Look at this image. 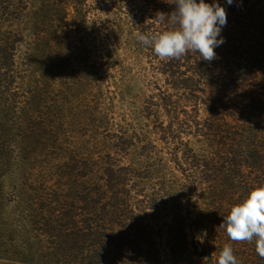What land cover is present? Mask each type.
Listing matches in <instances>:
<instances>
[{
	"label": "trees",
	"instance_id": "16d2710c",
	"mask_svg": "<svg viewBox=\"0 0 264 264\" xmlns=\"http://www.w3.org/2000/svg\"><path fill=\"white\" fill-rule=\"evenodd\" d=\"M173 4L166 13L167 1L118 0L135 25L132 36L175 91L149 106L158 121L161 107L170 116L154 124L166 145L121 137L117 154L135 146L142 166L108 153L75 170L70 215L48 221L60 246L29 257L43 256L44 264H264V0ZM10 54L0 62L14 83Z\"/></svg>",
	"mask_w": 264,
	"mask_h": 264
},
{
	"label": "rangeland",
	"instance_id": "374dc122",
	"mask_svg": "<svg viewBox=\"0 0 264 264\" xmlns=\"http://www.w3.org/2000/svg\"><path fill=\"white\" fill-rule=\"evenodd\" d=\"M131 23L118 0H0V54L13 52L15 77L0 62V264H44L30 254L60 246L48 221L70 215L75 170L108 153L143 165L135 146L117 154L121 137L166 145L149 106L175 91Z\"/></svg>",
	"mask_w": 264,
	"mask_h": 264
}]
</instances>
